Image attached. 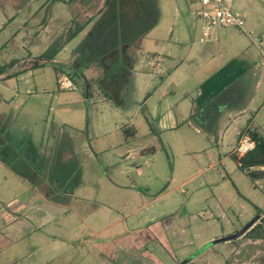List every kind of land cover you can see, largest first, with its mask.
I'll use <instances>...</instances> for the list:
<instances>
[{
	"label": "rangeland",
	"instance_id": "1",
	"mask_svg": "<svg viewBox=\"0 0 264 264\" xmlns=\"http://www.w3.org/2000/svg\"><path fill=\"white\" fill-rule=\"evenodd\" d=\"M156 1V26L124 52L142 58L114 92L100 57L77 67L83 37L64 45L66 4H89L94 24L105 0H0V199L17 202L0 215H21L0 264H264V174L231 156L247 127L264 136V0H234L243 28L206 43L197 0ZM55 41L65 47L41 58ZM62 73L75 89L59 88ZM255 217L259 238L253 226L236 237Z\"/></svg>",
	"mask_w": 264,
	"mask_h": 264
},
{
	"label": "trees",
	"instance_id": "2",
	"mask_svg": "<svg viewBox=\"0 0 264 264\" xmlns=\"http://www.w3.org/2000/svg\"><path fill=\"white\" fill-rule=\"evenodd\" d=\"M131 1L135 16L127 18L125 17L126 9L124 8L123 0H105V11L92 25L89 32L79 44V50H81L83 57L86 58L82 66H77L80 70L87 68L90 62L97 60V58H102L112 53L111 68L104 76L106 82H109V76L111 74H117L119 76L129 74L130 61L123 55L124 52L137 38L145 35L156 26L160 15L156 0ZM85 26L76 23L72 28L70 27L64 40L69 42ZM60 50L61 44L55 41L43 52L41 58L52 60ZM2 71L3 69L0 67V73ZM10 77L7 76L5 78ZM214 117L211 116L209 122H214ZM243 135L248 136L254 143L253 147L243 155L238 156V154L232 153L231 156L236 161L238 168L247 172L252 178L263 175L264 171L257 170L256 168L264 167V136L259 134L258 131L249 128L241 132L238 139ZM18 174L24 177L21 173ZM261 219L264 221V217ZM258 228L259 225L256 224L247 233L254 234ZM254 236L257 239L260 234L256 233Z\"/></svg>",
	"mask_w": 264,
	"mask_h": 264
},
{
	"label": "crops",
	"instance_id": "3",
	"mask_svg": "<svg viewBox=\"0 0 264 264\" xmlns=\"http://www.w3.org/2000/svg\"><path fill=\"white\" fill-rule=\"evenodd\" d=\"M77 7H76V9H77V11H76V9H75V7H71V5L70 4H66V7H67V12L66 13H64V15L63 16H65V17H67V18H69L68 19V21H70V22H68L69 23V25L71 26V25H75L76 23L77 24H80V25H86L85 26V28L81 31V32H79L78 34H77V36H75L72 40H70L69 42H67L66 44H64L65 46L66 45H68V43H70L71 41H73L74 39H77V38H81V37H83L82 38V40L84 39V37L86 36V34L89 32V27H91V25L93 24V22L94 21H92L93 20V14L91 13V12H89V4H86V6L85 5H83V4H79V5H76ZM102 8V6L100 7V9ZM52 10L54 9H56L55 8V6H53L52 8H51ZM79 9V10H78ZM84 11V12H83ZM100 16V15H99ZM92 21V22H91ZM90 25V26H89ZM147 35V33L145 34V36ZM145 36L143 37V39L145 38ZM143 39H142V41H143ZM65 46H63V48L65 47ZM63 48H61V49H63ZM61 51V50H60ZM140 52H141V49H139L138 50V56H139V58H140ZM134 57H135V53L133 54L132 53V58H133V60H134ZM141 58H142V55H141ZM140 58V59H141ZM158 58V56H157V53L156 52H154L153 53V56L151 57V58H149V60H151L150 61V63L151 64H153V62H155V60ZM140 59L138 60H136V62H134L133 61V65H132V67L130 66V69H129V74L132 72V69L134 68V66L135 65H137L138 63H139V61H140ZM16 64V63H15ZM14 64V65H15ZM13 65V67L15 68L16 66H14ZM156 65V64H155ZM241 69H244V68H241ZM249 70H251V72H252V74H254V76L256 77V72H255V69L253 70L252 69V67L250 66V68H248ZM11 70H13L14 72H16L17 70L16 69H11ZM239 71H241V70H239ZM244 71H246V69H244L243 70V72ZM245 73V72H244ZM132 75H133V73H132ZM14 77H16V76H11L10 78H14ZM133 77H134V75H133ZM10 78H7V79H10ZM129 78V77H128ZM6 78H4V81L5 80H7ZM258 85H259V81H258V79L256 78V82H255V86H254V88H257L258 87ZM199 94V93H198ZM251 100H252V97H250L249 98V100H248V103H250L251 102ZM211 101V99H209V101L208 102H210ZM208 102H206V103H208ZM192 103L194 104L195 102L194 101H192ZM248 103L247 104H245V106H244V108H242L241 110H238V111H236V113L234 114V119L236 120V119H238V117L239 116H242V115H244V113L246 112V110H247V107H248ZM192 104V105H193ZM198 106L200 105L199 104V102L198 103H196ZM118 105H121V104H118ZM222 110H227V106H225V105H223L222 107ZM200 110H201V116H202V118L205 120V121H207V122H209V118L212 116V117H214V115L216 114L215 113V111H212V110H210V109H207V107L206 106H200ZM193 115V114H192ZM247 128H249V127H247ZM33 150H32V152H30L29 153V157L28 158H26L30 163H33L32 162V160H34V157L32 156L33 154ZM238 156H240L239 154H238ZM32 157V158H31ZM30 158V159H29ZM4 168V167H3ZM257 169H259V170H263L264 171V167H258ZM6 171L5 172H7V168L5 169ZM8 172H11L10 173V176L12 177V179L14 180V181H18V179H23V180H25L20 174H18V173H16V172H14L13 170H11V171H9L8 170ZM5 174V173H4ZM6 178V177H5ZM6 182H7V180L5 181V184H6ZM47 197V199L49 200V201H51V199L52 198H50L49 196H46ZM0 202H2V203H5V207L6 208H8L9 206H11V205H13V203L14 204H16L17 202H16V199L15 198H12V199H10V200H3V199H0ZM23 214V213H22ZM35 214V216H36V214H38V213H34ZM39 215H40V213H39ZM19 216H21L20 214H15V216H14V218H13V220H11L10 222H5V218H4V216L3 215H0V224H1V226H0V250H1V247H2V245H3V243H4V245H5V243H7L9 240H10V243H12V239L11 238H9V232H8V229L11 227V226H14V223H16V220L19 218ZM38 227V226H37ZM34 231V230H33ZM2 244V245H1Z\"/></svg>",
	"mask_w": 264,
	"mask_h": 264
},
{
	"label": "built area",
	"instance_id": "4",
	"mask_svg": "<svg viewBox=\"0 0 264 264\" xmlns=\"http://www.w3.org/2000/svg\"><path fill=\"white\" fill-rule=\"evenodd\" d=\"M200 4L196 16L201 21V37L199 43H206L217 38V30L225 27H236L242 29L244 26L243 17L232 11L234 0H197ZM58 86L60 89H75L70 74L62 73L59 77ZM238 147V152L243 155L250 150L254 143L245 141Z\"/></svg>",
	"mask_w": 264,
	"mask_h": 264
},
{
	"label": "flooded vegetation",
	"instance_id": "5",
	"mask_svg": "<svg viewBox=\"0 0 264 264\" xmlns=\"http://www.w3.org/2000/svg\"><path fill=\"white\" fill-rule=\"evenodd\" d=\"M111 55H112V53H109V54H107V55H105V56H103L102 58H100L101 59V63H102V65H104V68L105 69H103L104 70V72L105 73H107L108 71H109V69L111 68V66H110V62H111ZM124 56H126V59L128 60V61H130L129 59L131 58V57H129V56H127L125 53L123 54ZM132 59V58H131ZM107 61V62H106ZM132 61V60H131ZM131 61H130V63H131ZM103 63H105V64H103ZM104 73V74H105ZM126 77V76H125ZM124 80V76H119V75H117V74H111L110 76H109V85H107V87H109L110 86V82H112V81H114L116 84H114V86H112V89H111V91L113 90L114 92H117L120 88L122 89L123 87H124V85H125V82L123 81ZM123 81V82H122ZM112 85V84H111ZM110 88V87H109ZM29 157V155H25V159L26 158H28Z\"/></svg>",
	"mask_w": 264,
	"mask_h": 264
},
{
	"label": "water",
	"instance_id": "6",
	"mask_svg": "<svg viewBox=\"0 0 264 264\" xmlns=\"http://www.w3.org/2000/svg\"><path fill=\"white\" fill-rule=\"evenodd\" d=\"M132 58V57H131ZM130 58V60H132L131 61V63H130V66L132 67V65H133V58L131 59ZM88 89V85H87V87H86V90ZM258 219V217H255L252 221H250L237 235H236V237H238V236H240V235H242L245 231H247L249 228H251L252 226H253V224L256 222V220Z\"/></svg>",
	"mask_w": 264,
	"mask_h": 264
}]
</instances>
